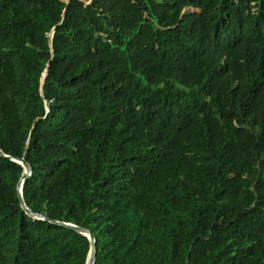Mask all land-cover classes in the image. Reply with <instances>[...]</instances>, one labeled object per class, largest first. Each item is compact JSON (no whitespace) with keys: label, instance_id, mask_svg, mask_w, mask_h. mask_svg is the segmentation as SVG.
<instances>
[{"label":"trees","instance_id":"obj_1","mask_svg":"<svg viewBox=\"0 0 264 264\" xmlns=\"http://www.w3.org/2000/svg\"><path fill=\"white\" fill-rule=\"evenodd\" d=\"M86 1L0 0L25 205L93 264H264V0ZM21 171L0 156V264H84Z\"/></svg>","mask_w":264,"mask_h":264},{"label":"water","instance_id":"obj_2","mask_svg":"<svg viewBox=\"0 0 264 264\" xmlns=\"http://www.w3.org/2000/svg\"><path fill=\"white\" fill-rule=\"evenodd\" d=\"M65 3L68 2V0H64ZM91 0H87L85 2V4L90 3ZM54 27H52L49 31L48 34V45L50 46L51 44V37H52V33H53ZM46 74V68L43 70L41 77H40V85H39V93L40 95L42 94V84H43V80ZM44 107H45V111H48V107H47V103L44 102ZM0 156L6 157L9 160L19 164L22 168V171L19 175V178L15 184V191H16V196H17V200H18V205L19 207L24 211V213L34 219H40V220H47L51 223H54L56 225L59 226H63L69 229H72L78 233H80L81 235L85 236L88 240V251L85 257V262L84 264H93L94 261V252H95V238L93 237V235L90 233V231L86 228H83L81 226H77L75 224H72L70 222H64V221H59V220H51L47 217H45L42 214L39 213H35L29 210V208L25 205L24 200L22 198V185H23V181L26 177H28L31 174V167L30 165L25 161L24 157H20V158H15V157H11L7 154H4L1 150H0Z\"/></svg>","mask_w":264,"mask_h":264}]
</instances>
